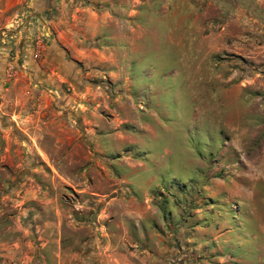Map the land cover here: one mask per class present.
Listing matches in <instances>:
<instances>
[{
  "label": "rangeland",
  "instance_id": "obj_1",
  "mask_svg": "<svg viewBox=\"0 0 264 264\" xmlns=\"http://www.w3.org/2000/svg\"><path fill=\"white\" fill-rule=\"evenodd\" d=\"M0 264H264V0H0Z\"/></svg>",
  "mask_w": 264,
  "mask_h": 264
}]
</instances>
